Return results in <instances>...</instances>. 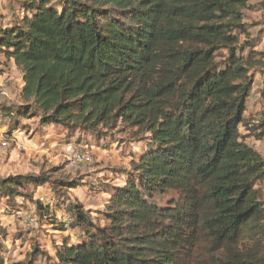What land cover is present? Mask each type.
I'll use <instances>...</instances> for the list:
<instances>
[{"label": "trees", "instance_id": "1", "mask_svg": "<svg viewBox=\"0 0 264 264\" xmlns=\"http://www.w3.org/2000/svg\"><path fill=\"white\" fill-rule=\"evenodd\" d=\"M54 1L24 0L0 25V54L23 75L15 108L70 133L121 122L151 147L111 193L106 225L75 205L88 236L65 239L53 264H264V159L241 132L259 64L236 33L252 0ZM258 89L264 106V75ZM21 179L3 191L47 182Z\"/></svg>", "mask_w": 264, "mask_h": 264}, {"label": "rangeland", "instance_id": "2", "mask_svg": "<svg viewBox=\"0 0 264 264\" xmlns=\"http://www.w3.org/2000/svg\"><path fill=\"white\" fill-rule=\"evenodd\" d=\"M23 2L0 0V25L13 23L21 14ZM243 21L246 33L236 32L240 40L237 53H256L259 65L252 69L254 84L241 132L247 144L264 159V137L257 129L264 118L258 89L264 75V9L257 1L252 0L244 10ZM226 54L227 50L218 52L219 56ZM0 86L5 89V93L0 92L1 254L5 264H53L65 239L79 243L88 236L86 226L76 221V204L94 223L107 224L106 207L111 193L136 178L132 162L150 149L149 134L121 122L109 128L100 126L94 133H70L62 127L42 125L38 116L24 115L22 108H15L23 102V75L14 60L3 54ZM77 150L89 155L90 160L72 163ZM42 174L46 183L37 186L23 180L11 195L1 187L4 179L22 180ZM255 187L264 207V177ZM170 198L171 194L164 193L157 201L166 205Z\"/></svg>", "mask_w": 264, "mask_h": 264}, {"label": "built area", "instance_id": "3", "mask_svg": "<svg viewBox=\"0 0 264 264\" xmlns=\"http://www.w3.org/2000/svg\"><path fill=\"white\" fill-rule=\"evenodd\" d=\"M0 92L5 93V89H3L1 86H0ZM89 160H90V156L84 154L82 151H79V150L75 151L71 158L72 163H78V162L89 161Z\"/></svg>", "mask_w": 264, "mask_h": 264}]
</instances>
